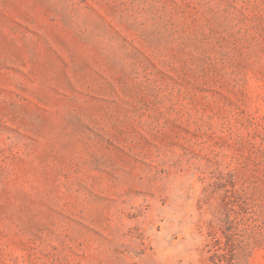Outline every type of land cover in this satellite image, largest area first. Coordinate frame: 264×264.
Wrapping results in <instances>:
<instances>
[{
	"label": "rangeland",
	"instance_id": "1",
	"mask_svg": "<svg viewBox=\"0 0 264 264\" xmlns=\"http://www.w3.org/2000/svg\"><path fill=\"white\" fill-rule=\"evenodd\" d=\"M0 264H264V0H0Z\"/></svg>",
	"mask_w": 264,
	"mask_h": 264
}]
</instances>
